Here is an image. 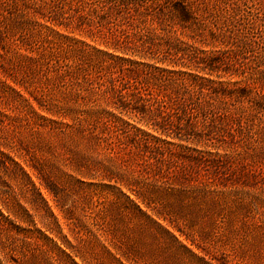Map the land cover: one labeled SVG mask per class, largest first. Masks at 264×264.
Instances as JSON below:
<instances>
[{
	"label": "rangeland",
	"instance_id": "rangeland-1",
	"mask_svg": "<svg viewBox=\"0 0 264 264\" xmlns=\"http://www.w3.org/2000/svg\"><path fill=\"white\" fill-rule=\"evenodd\" d=\"M6 1L4 11L0 9V264L65 263L37 246L18 243L14 252L5 247L11 236L10 222L35 235L36 230L44 231V223L51 219L46 216L43 200L61 233L80 253L83 260L76 258L77 264H264V112L254 113L256 125L241 128L235 147L224 148L226 145L214 141L221 146L207 148L226 154L231 165L227 170L192 171L184 163L173 164L169 174L180 176L183 172L189 178H171L162 200L148 209L141 204L151 221L126 215L113 202V191L101 185L111 184L130 193L99 173L106 165L118 164L119 156L108 146L91 145L66 127L71 125L75 130L79 124L87 126L86 112L93 109L90 89L73 85L68 77L61 79L63 68L30 60L41 53L34 43L42 38L28 21L17 20L18 7L27 8L50 40L68 37L96 49H111L97 36L74 27L64 28L50 18L54 7L73 8V1ZM207 2L211 6L215 0ZM257 2L264 13L263 0ZM13 5L17 10L6 8ZM19 22H26L34 36L20 30ZM175 35L190 43L180 30ZM62 50V57L74 59L72 52ZM243 58L239 56L240 65L249 62ZM255 58L264 63L259 46H254L251 53L250 59ZM164 65L173 66L158 62V66ZM173 68L178 70L180 66ZM210 79L228 83L225 78L216 79L215 74ZM105 106L106 99L101 98L94 109ZM247 131L250 139L245 136ZM182 143L206 150L201 144ZM122 153L131 160L127 149ZM83 164L95 167L97 174H79L77 169ZM79 180L91 186L77 183ZM51 238L61 246L57 238Z\"/></svg>",
	"mask_w": 264,
	"mask_h": 264
},
{
	"label": "trees",
	"instance_id": "trees-1",
	"mask_svg": "<svg viewBox=\"0 0 264 264\" xmlns=\"http://www.w3.org/2000/svg\"><path fill=\"white\" fill-rule=\"evenodd\" d=\"M70 1L73 8L56 6L50 18L64 28L97 36L111 51L68 37L50 40L26 7L6 8L17 10V20L28 21L42 38L34 43L41 53L30 60L63 68L61 79L68 77L73 85L90 89L93 109L86 112L87 126L66 127L91 145L110 147L119 156L118 164L106 165L99 173L130 194L111 184L101 186L113 191V202L123 213L151 221L141 204L150 208L168 192L171 178L189 175L169 174L173 164L184 163L192 171L227 170L231 165L226 154L207 148L221 146L214 141L226 145L224 148L235 147L241 128L250 129L255 124L254 113L264 112V63L250 59L254 46L264 54V13L257 0H215L211 6L207 0ZM5 2L0 0L2 12ZM26 26V22L17 24L34 36V30L30 32ZM177 29L189 44L177 39ZM43 40L47 46L42 45ZM62 49L72 52L74 59L62 57ZM240 55L249 62L240 65ZM158 62L180 68L158 66ZM213 74L228 83L215 82L210 79ZM234 77H239L238 81L231 82ZM101 98L106 99V106L94 109ZM245 136L251 138L248 131ZM182 142L201 144L206 150ZM125 149L131 160L123 157ZM97 171L85 164L77 169L79 174L95 175ZM77 183L91 186L81 180ZM48 190L57 197L54 190ZM43 202L51 219L44 223V231L36 230L35 235L10 222L11 236L5 247L14 252L18 243L37 246L53 258L59 257L58 262L77 264L76 258L83 260L80 253L61 233L57 219Z\"/></svg>",
	"mask_w": 264,
	"mask_h": 264
}]
</instances>
